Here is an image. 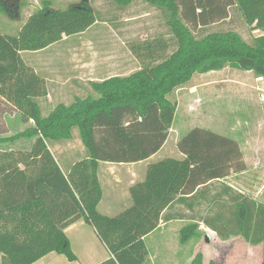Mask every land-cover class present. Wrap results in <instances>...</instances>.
<instances>
[{"label":"trees","instance_id":"trees-1","mask_svg":"<svg viewBox=\"0 0 264 264\" xmlns=\"http://www.w3.org/2000/svg\"><path fill=\"white\" fill-rule=\"evenodd\" d=\"M135 7L149 19L160 17L164 28V34L132 45L139 68L91 83L94 95L42 115L37 97L43 82L20 53L44 50L95 23L135 20L137 12L128 13ZM233 7L247 26L263 34L247 42L233 30L220 29ZM228 67L264 83V0H81L64 10L43 3L16 36L0 35V115L10 107L23 123L32 121L0 138V264H33L50 253L75 259L64 230L79 219L109 253L99 264H143L144 237L161 221L176 218L166 210L193 203L209 182L245 171L239 145L210 130L191 129L176 145L183 158L149 164L144 179L129 189V206L112 217L97 210L102 198L98 165L138 163L156 154L176 111L170 96L195 74ZM75 129L84 154L62 169L50 146L70 141ZM18 143L24 147L12 150ZM236 202L233 219L204 225L221 241L241 236L251 246L261 244L264 264V205L242 196ZM196 229L195 224L181 228L180 243ZM188 264H203L202 255Z\"/></svg>","mask_w":264,"mask_h":264},{"label":"rangeland","instance_id":"rangeland-1","mask_svg":"<svg viewBox=\"0 0 264 264\" xmlns=\"http://www.w3.org/2000/svg\"><path fill=\"white\" fill-rule=\"evenodd\" d=\"M40 1L37 0L38 6ZM66 1L71 3L80 2V0H51L49 5L52 9L64 10L68 7ZM39 7L36 8L39 9ZM6 11L7 9L0 5V34L16 36L25 23L26 14L21 13L18 16L12 14L13 17L11 18ZM134 12L137 11L132 8L128 11L132 15ZM229 18L227 22L219 27L220 29L233 30L247 42H251L255 37L263 34L261 31L253 30L252 27L247 26L235 7L230 10ZM160 20L161 18L155 15L153 19L145 17L137 20L105 22L104 25L107 27H104L106 28H93L78 41L74 40L77 37L68 39L70 40L69 45L72 41L75 45L74 52L71 54L63 49V44L58 43L49 50L35 53L27 52L21 56H23L26 64L45 75L55 73L65 77L68 72H72L75 68L78 71L80 70V67L83 66L80 61L92 60L91 62H93L100 57L102 60H107L108 76L114 74L125 75L139 68L140 61L133 55L131 51L132 45H139L145 39L155 38V33L164 34V28ZM74 64H76V67H74ZM89 65L92 66L93 64ZM120 68L121 70H119ZM85 73L88 72L85 71ZM48 92L50 93L49 99L52 105H45L40 100L39 107L43 109L41 110L42 115L48 114L58 104L69 105L72 102L65 92L52 91L50 88ZM90 94L94 95L93 91L91 92L90 88L86 87L77 97L84 98ZM170 99L175 102L176 111L168 134L167 144L155 160L169 158L168 156H171L173 151H177L176 145L183 136L191 129L202 128L234 141L238 138L244 144L245 152L250 158L255 154V151L263 154V157L255 165L259 168V172H257L259 179L264 180V83L262 80H257L253 73L242 72L228 67L220 72L203 75L195 74L190 82L177 89L170 96ZM8 109H5L8 111L6 114L0 115V138L10 137L32 124L30 121L23 123L17 112H10ZM1 110H4V105L0 101V112ZM19 147H24V145L18 143L12 150H17ZM3 151L4 147H0V155ZM50 151L62 169H65L67 165L84 154L76 129L70 141L51 145ZM252 161L256 162V160ZM257 181H255V184L257 183L256 185L259 187ZM85 229L84 236L89 242V233H93V230L91 228ZM66 237L69 242L70 252L75 259L71 260L65 255L54 253L53 258H47L45 262L47 264H87L89 245L85 249L83 246L72 243L75 246V249H73L69 241V239L71 242L73 241L72 233L69 236L67 234ZM177 240L180 243L179 235ZM187 242L185 245L182 244L183 246L180 248L182 255H173L171 258L172 264H188L196 254L202 255L203 264H208L210 261L216 264L244 263V258L241 259L242 257L239 255L235 259L230 257L231 255L228 253L223 254V251H229L227 244L214 240L212 236L205 238V234L198 232L197 229ZM92 245L95 246L93 238ZM99 245H96L97 247L95 246V248L102 249L105 252L103 245ZM229 245L231 251L236 248V251L240 252V247L237 243ZM76 249L80 250L81 255L74 251ZM261 258L262 252L256 248L253 252L255 261L253 264H259ZM161 259H163L162 256L158 260L159 263L168 264L167 260L164 263ZM41 263L43 264L44 262ZM248 263L252 264V261Z\"/></svg>","mask_w":264,"mask_h":264},{"label":"crops","instance_id":"crops-1","mask_svg":"<svg viewBox=\"0 0 264 264\" xmlns=\"http://www.w3.org/2000/svg\"><path fill=\"white\" fill-rule=\"evenodd\" d=\"M81 1V0H80ZM41 3L50 4L51 0H41ZM76 3H79L78 1ZM66 1V5L69 6L70 4H76ZM0 5L7 9V14L10 15L12 18L13 15H17L24 13L26 14L27 18L34 12V10L39 7L37 0H0ZM40 8V7H39ZM136 9V7H135ZM147 12H140L137 11L134 17L135 20L137 19H144ZM144 14V15H142ZM140 15V16H139ZM25 20V21H26ZM104 23H95L91 27H89L86 31L68 37H63L61 41L57 42L63 44L62 47L66 52L71 54L74 52L75 45L73 41L69 45L70 40L75 38L74 40H80L81 37L87 34L91 29L97 27H104ZM107 27V26H106ZM104 27V28H106ZM2 35V34H0ZM53 44L44 50L38 51L43 52L49 50L51 47L55 46ZM65 47V48H64ZM27 52L20 53L25 54ZM35 53V52H30ZM23 60V56H21ZM134 59V57H133ZM135 60V59H134ZM92 60L88 61H80V63L84 66L80 67L78 71L76 68L72 72H68L65 77H61L58 74L52 73L49 75H45L37 69L30 67L28 64L25 63L26 66H29L32 71L42 80L44 86V92L37 97V102L40 106V100L43 101L45 105H52L50 103L48 89H52V91H62L68 94L71 101L73 99L78 98L82 91L89 87L90 91L92 92L91 83L100 82L112 76H128L132 72L128 74H114L108 76V64L106 63L107 60H102V58H98L91 62ZM76 63V62H75ZM96 63V65H94ZM89 64H93L90 66ZM88 66V67H85ZM76 67V64H74ZM122 67V66H121ZM83 68V71H82ZM138 69V68H137ZM136 69V70H137ZM121 70V68L119 69ZM87 71L88 73H85ZM134 72V71H133ZM257 80H261L260 78H256ZM52 85V86H51ZM49 86V87H48ZM55 94V93H54ZM53 107V106H52ZM41 110L42 107L40 108ZM32 122V121H30ZM169 137V136H168ZM167 137V140H168ZM236 142L239 145L240 151L242 153L243 162L245 165V171L240 173H233L231 172L229 176L224 179L216 180L209 182L206 186L201 188V193L196 196V199L193 203H175L170 209L166 210L164 214L166 215H173L176 214V218L169 220L167 222L161 221L159 226L144 237V243L147 250V255L143 264H161L159 263V258L162 256L164 263L167 260L168 264H172V257L182 255L181 246L182 244L179 243L177 240L180 229L184 226L189 224H195L197 226L198 232H203L205 234V238L212 236L214 240L227 244V248L229 251H223V254H229L230 257H234L239 255L244 258L243 264H249L248 262L252 261V264L255 263L253 259V252L256 248L260 249L262 252V245L251 246L244 241L241 236L233 237L231 236L226 241H221L217 237L216 233L209 228H207L204 223L206 222H213V224H217L220 222L230 221L234 218V206L237 203L241 196L251 199L252 201L256 202L257 204L264 205V180L259 179L257 172H259V168L256 167L257 161L263 157L259 151H255V154L250 158L248 154L245 152L244 144L238 138H236ZM167 140L165 141L162 148L153 156L145 161H141L138 163H130V164H113V163H99L98 165V181L100 183L102 189V198L97 206V210L100 214L104 216L111 217V215H116L121 212L124 208L129 206L130 204V196H129V189L134 184L141 182L144 179L146 168L149 164L160 161L155 160L158 157L160 152H162L167 144ZM177 150V149H176ZM169 158L181 160L183 155L177 151H173ZM160 159V158H159ZM256 160V162L252 161ZM259 179V180H258ZM258 180V181H257ZM259 183V187H257V183ZM261 183H260V182ZM240 195V196H239ZM263 200V201H262ZM190 202V201H188ZM227 206L224 209L223 206ZM222 214L224 219H217L220 214ZM85 228H91L93 233H89V242L87 241L86 237L84 236ZM65 234L69 236L72 233V242L70 241V245L74 243L75 245L83 246L87 249V245H89V250L87 253V264H99L100 261L103 262L109 258V253L102 242L99 240L98 236L96 235L94 229L87 225L82 219L77 220L76 222L69 225L65 230ZM92 238L95 246H100L99 244L103 245L105 252L102 249H96L95 246L92 245ZM207 240V239H206ZM176 241V242H175ZM188 243V242H187ZM231 243H237L239 245L240 252L236 251V248H233L231 251V247H229ZM74 244H72L73 249H75ZM186 244V243H185ZM184 244V245H185ZM96 246V247H97ZM194 249V248H193ZM76 253L81 255L80 250H74ZM53 254V255H52ZM54 253H50L33 264H47L45 260L47 258H53ZM169 257V258H168ZM60 258V257H56ZM231 259V258H230ZM49 260V259H48ZM62 260V259H61ZM174 260V259H173ZM262 258L259 261L261 264ZM50 262H52L50 260ZM167 264V263H166ZM230 264V263H228Z\"/></svg>","mask_w":264,"mask_h":264}]
</instances>
